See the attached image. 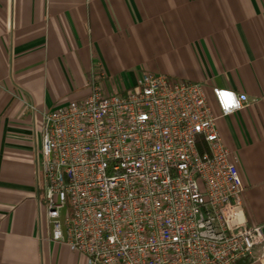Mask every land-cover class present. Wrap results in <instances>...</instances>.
Returning a JSON list of instances; mask_svg holds the SVG:
<instances>
[{"label": "crops", "instance_id": "1", "mask_svg": "<svg viewBox=\"0 0 264 264\" xmlns=\"http://www.w3.org/2000/svg\"><path fill=\"white\" fill-rule=\"evenodd\" d=\"M98 69L110 91L148 71L246 93L217 125L264 223V0H0V264H88L52 239L40 151L44 113Z\"/></svg>", "mask_w": 264, "mask_h": 264}, {"label": "built area", "instance_id": "2", "mask_svg": "<svg viewBox=\"0 0 264 264\" xmlns=\"http://www.w3.org/2000/svg\"><path fill=\"white\" fill-rule=\"evenodd\" d=\"M93 72L90 91L44 113L42 200L52 239L88 264H237L264 260L238 156L220 116L246 93L143 72L124 91ZM218 111V113H217Z\"/></svg>", "mask_w": 264, "mask_h": 264}, {"label": "trees", "instance_id": "3", "mask_svg": "<svg viewBox=\"0 0 264 264\" xmlns=\"http://www.w3.org/2000/svg\"><path fill=\"white\" fill-rule=\"evenodd\" d=\"M249 262H247L246 260L240 261L237 264H248Z\"/></svg>", "mask_w": 264, "mask_h": 264}]
</instances>
